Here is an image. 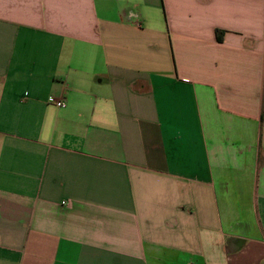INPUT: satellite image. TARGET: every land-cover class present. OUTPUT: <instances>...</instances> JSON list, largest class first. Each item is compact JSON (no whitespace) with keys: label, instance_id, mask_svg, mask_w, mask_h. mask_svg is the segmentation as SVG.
<instances>
[{"label":"crops","instance_id":"crops-1","mask_svg":"<svg viewBox=\"0 0 264 264\" xmlns=\"http://www.w3.org/2000/svg\"><path fill=\"white\" fill-rule=\"evenodd\" d=\"M0 264H264V0H0Z\"/></svg>","mask_w":264,"mask_h":264},{"label":"built area","instance_id":"built-area-1","mask_svg":"<svg viewBox=\"0 0 264 264\" xmlns=\"http://www.w3.org/2000/svg\"><path fill=\"white\" fill-rule=\"evenodd\" d=\"M56 104L59 106V107H65L66 106V102L64 100H58L56 102Z\"/></svg>","mask_w":264,"mask_h":264},{"label":"trees","instance_id":"trees-1","mask_svg":"<svg viewBox=\"0 0 264 264\" xmlns=\"http://www.w3.org/2000/svg\"><path fill=\"white\" fill-rule=\"evenodd\" d=\"M219 35H220V32H219ZM218 39H219V40H222V38H221V37H218Z\"/></svg>","mask_w":264,"mask_h":264}]
</instances>
